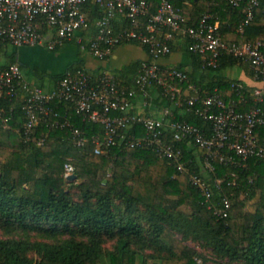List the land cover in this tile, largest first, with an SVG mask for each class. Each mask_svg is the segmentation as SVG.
Returning a JSON list of instances; mask_svg holds the SVG:
<instances>
[{"label":"trees","instance_id":"obj_1","mask_svg":"<svg viewBox=\"0 0 264 264\" xmlns=\"http://www.w3.org/2000/svg\"><path fill=\"white\" fill-rule=\"evenodd\" d=\"M151 2L155 12L160 0ZM175 2L187 24L195 27L205 13L214 14L227 44L264 42V0L254 6V16L243 30L240 25L250 0H242L239 6L226 0ZM87 10L92 25L85 36L96 33L95 22L102 15L99 5L91 0ZM114 23L116 28L130 26L124 15ZM43 29H47L46 24ZM0 41L10 44L1 36ZM70 42L78 45L79 58L67 70L108 68L120 83L134 85L143 59L111 69V56L103 60L90 56L98 63L92 67L87 63V50L76 40ZM190 42L177 35L172 54L160 63L176 64L185 70L188 80L182 83L184 87L194 84L202 94L218 90L226 100L238 101L240 96L232 83H244L248 101L239 103L238 109H250L254 105L250 98L254 86L229 76L227 70L245 66L253 77L252 67L228 54L216 68L204 67L202 54L190 50ZM126 44L140 46L147 56L144 59H152L149 47L137 42H125L114 51ZM177 53L182 59L169 61ZM66 71L52 76L53 80L57 83ZM38 85L47 89L44 84ZM156 104L161 107L169 102L161 99ZM53 106L61 115L67 113L88 135L102 130L101 125L83 120L65 103L56 101ZM0 107L5 115L13 110L11 121L6 125L0 121V228L5 233H20L7 238L0 235V264H200V252L189 240L230 263L264 264L263 159L251 157L245 165L215 162V173L208 178H220L222 183L220 188L213 186L214 198L218 203L224 197L232 201L231 214L223 218L208 208L202 191L192 184L188 173L179 172L149 148L112 147L106 154H97L92 142L77 146L70 128L57 125L53 115L28 136L21 98L0 96ZM174 112L176 119L210 128V122L198 115L179 109ZM142 129L140 125L134 127L138 132ZM259 131L264 141V126ZM41 139L43 144L39 143ZM66 162L75 165L77 179L65 177ZM191 168L198 172L202 169L195 157ZM33 234L38 238L33 239ZM109 241L113 242L112 248L105 245ZM148 250L152 252L147 254Z\"/></svg>","mask_w":264,"mask_h":264},{"label":"built area","instance_id":"obj_2","mask_svg":"<svg viewBox=\"0 0 264 264\" xmlns=\"http://www.w3.org/2000/svg\"><path fill=\"white\" fill-rule=\"evenodd\" d=\"M88 1L0 0V36L15 47L45 45L51 50L76 40L82 49L101 60L108 59L115 47L125 42L148 46L152 59L141 61L134 85L120 83L108 68L94 67L67 70L51 89H44L29 81L21 65L14 62L0 65V96L21 98L28 136L53 115L58 119L57 125L70 128L77 146L92 142L97 154H106L112 147L153 150L179 172L189 174L192 184L202 191L208 208L219 217H229L232 201L224 197L218 203L214 198L213 186L220 188L222 180L212 181L208 177L215 173L216 161L245 165L251 157L264 160V141L259 131L264 126V89H251L254 105L240 110L238 104L248 101L244 83H232L240 96L238 101L224 99L218 90L202 94L194 84L183 86L188 80L185 70L160 60L172 54V42L180 35L191 40L190 50L202 54L204 67L216 68L225 54L233 55L252 67L254 80L264 81V42L227 44L214 14L205 13L197 27L189 25L175 0H160L155 12L151 0H91L99 5L102 15L95 22L96 33L85 36L92 25ZM226 1L233 6L242 2ZM258 3L259 0H250L240 30L252 20ZM120 15L130 20V26L115 27V19ZM161 99L169 104L159 107L156 101L161 103ZM56 101L74 109L83 120L101 125L102 130L88 135L67 113L61 115L55 109ZM174 109L202 117L210 122V128L176 119ZM4 112L0 107V121L6 125L13 118V110L8 115ZM137 125L143 131L134 130ZM43 142L41 139L39 143ZM194 157L201 164L200 172L191 168ZM75 171L72 162L65 163L66 178Z\"/></svg>","mask_w":264,"mask_h":264},{"label":"rangeland","instance_id":"obj_3","mask_svg":"<svg viewBox=\"0 0 264 264\" xmlns=\"http://www.w3.org/2000/svg\"><path fill=\"white\" fill-rule=\"evenodd\" d=\"M9 50H15V48L12 45H9ZM76 50H78V46L75 44L69 45L68 48L59 49L57 51H53L48 47H46L45 45L25 46L23 48L19 47V50L16 49V51L22 54L25 58L28 57L31 58L30 62L25 64L23 68L25 76L31 81H38V82L40 81V76H42L43 72H45V74L47 75H52L58 71H62L65 67H68L69 65L74 63L77 57ZM88 62L90 66L92 65V67L98 64L95 63V61L92 60L91 57L88 58ZM183 209L187 213L191 212L190 208L188 207H183ZM0 235L2 237L7 238V237L20 236V233L14 231H12L11 233H5L4 230L0 228ZM32 238L36 239L38 237L37 235L33 234ZM188 243L196 247L200 252V256L198 258L200 264H238V263H230L228 259H222L216 257L209 248L204 247L199 242H194L192 240H189ZM112 244L113 242L109 241L105 245L107 248H112ZM150 252L152 251L148 250L147 254H149ZM30 255L37 257L35 253H30ZM149 261L152 262V259Z\"/></svg>","mask_w":264,"mask_h":264},{"label":"crops","instance_id":"obj_4","mask_svg":"<svg viewBox=\"0 0 264 264\" xmlns=\"http://www.w3.org/2000/svg\"><path fill=\"white\" fill-rule=\"evenodd\" d=\"M75 44L73 42H67L64 45H62L61 47H59L58 49H55L53 51H57L59 49H63V48H68L69 45ZM9 45L12 44H7L4 41H0V65H7V64H11L14 62H17L21 65L22 69L24 68L25 64H27L28 62H30L31 58H25L22 54H20L18 51H16V49L19 50V47H15V50H9ZM77 45V44H75ZM37 46H43V45H37ZM78 46V45H77ZM25 47V46H24ZM23 48V47H21ZM76 60L79 58V48L78 50H76ZM28 55V54H25ZM87 56V60L88 58H90L91 55H89L88 53L85 54ZM146 53L145 51L137 45L134 44H126V45H122L120 47H118L114 53L111 56L110 59V63H111V67L109 68H113V67H121L123 65L129 64L130 62H132L133 60H137V59H144L146 58ZM182 59V55L177 53L174 54L169 61L177 63ZM88 65L89 62L87 61ZM93 64V63H92ZM70 66V65H69ZM68 66V67H69ZM37 67V66H36ZM33 67V68H36ZM68 67H65L62 71H58L52 75H47L45 74V72H43V74L45 76L40 77V81H31L29 80L26 76V78L35 83V84H44V86L47 87V89H51L54 85H55V81L53 80L52 76H55L57 74L63 73L65 72ZM227 74L233 78H239L241 80H244L248 85L254 86V87H261L264 89V81H256L254 80L250 74L247 71V68L245 66H235L233 68H230L227 70Z\"/></svg>","mask_w":264,"mask_h":264},{"label":"water","instance_id":"obj_5","mask_svg":"<svg viewBox=\"0 0 264 264\" xmlns=\"http://www.w3.org/2000/svg\"><path fill=\"white\" fill-rule=\"evenodd\" d=\"M77 177H78L77 174H73V175L69 176L68 179L69 180H75V179H77Z\"/></svg>","mask_w":264,"mask_h":264}]
</instances>
